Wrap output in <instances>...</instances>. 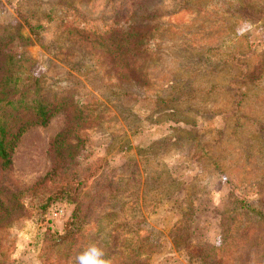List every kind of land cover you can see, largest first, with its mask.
<instances>
[{"label":"rangeland","instance_id":"1","mask_svg":"<svg viewBox=\"0 0 264 264\" xmlns=\"http://www.w3.org/2000/svg\"><path fill=\"white\" fill-rule=\"evenodd\" d=\"M71 1L0 0V113L69 103L0 165V264H264V0Z\"/></svg>","mask_w":264,"mask_h":264},{"label":"trees","instance_id":"2","mask_svg":"<svg viewBox=\"0 0 264 264\" xmlns=\"http://www.w3.org/2000/svg\"><path fill=\"white\" fill-rule=\"evenodd\" d=\"M149 1H152V0H149ZM137 2L139 3L140 8H143L146 6L140 1H134V2H132L133 8H135V4ZM70 3H72L71 0H70ZM50 13H53V12L50 11ZM137 14L138 13L133 14V20H132L133 24L131 25L132 27H130V26H129L130 28L128 27L129 28V35H132L135 32H137L139 27H140L139 22H140L141 18H138V20H137ZM29 18H30L29 16L22 14V19H24L25 22L28 23L29 26H31L30 22L28 21ZM125 41H131V38H129L127 36L125 39H123L120 34H117L113 38L114 44L112 43L108 47L111 49V52L115 54V56H118V55L122 56L124 44H121V42H125ZM111 46H112V48H111ZM0 49H2V48H0ZM10 79H11V76L9 74L4 73L3 80H1V86H4L5 84H7ZM15 96L16 95H14L13 93L12 94L6 93L3 98H0V103H1L0 109L2 107L6 106V104H9V106L12 109V114H14V112L18 108L16 105V102L19 101V99H16ZM67 100L68 99L63 97L61 100H56V99L36 100L33 104L25 105V106L20 104V106H22L24 109H27L28 111H32L34 114L31 117H29L28 119H25L22 122H20L18 124V126L16 127V129H14V130L11 128V124H9V122L6 120V116L4 114L0 113V165L2 168H8L12 164V155H13V152L15 150V147L17 146L18 142L20 141L22 135L26 132V130L33 124L45 125L49 121V119L52 116H54L58 111L65 110V108L67 109V105H69ZM80 111H83V110H80ZM67 138H68L67 133L63 131V132H60L55 137L53 142L51 143V150L55 151L56 158L58 160H60L61 162H62L61 158H65V159H70V157L73 158L72 155L69 156L70 153H67L66 151H67V147L68 148L70 146L72 148H75V147H73V145L70 142H68ZM80 142L82 143L83 141H80ZM133 195H135V194H133ZM55 199H56V197L53 198L50 201V203L42 210L43 216H45V214L49 211L48 208L51 207V205L54 202L53 200H55ZM130 202L133 203L132 200ZM6 214H7L6 212L3 213V215H6ZM212 247H213V249L219 250V248H217V247H214V246H212ZM194 248H196V246ZM191 253H193L195 256L201 257L202 260H204V258L206 257V255L203 251L196 250L194 252V250H192ZM219 263H221V261L217 260L216 264H219Z\"/></svg>","mask_w":264,"mask_h":264},{"label":"clouds","instance_id":"3","mask_svg":"<svg viewBox=\"0 0 264 264\" xmlns=\"http://www.w3.org/2000/svg\"><path fill=\"white\" fill-rule=\"evenodd\" d=\"M70 264H112L99 241H93L84 246Z\"/></svg>","mask_w":264,"mask_h":264},{"label":"built area","instance_id":"4","mask_svg":"<svg viewBox=\"0 0 264 264\" xmlns=\"http://www.w3.org/2000/svg\"><path fill=\"white\" fill-rule=\"evenodd\" d=\"M64 213V208L60 204L53 205L50 208V215L54 218H60Z\"/></svg>","mask_w":264,"mask_h":264}]
</instances>
